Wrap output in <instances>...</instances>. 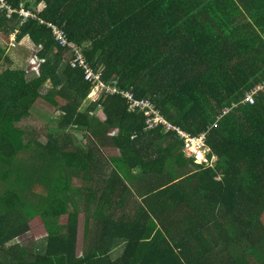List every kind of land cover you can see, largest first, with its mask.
Returning <instances> with one entry per match:
<instances>
[{"label":"trees","instance_id":"1","mask_svg":"<svg viewBox=\"0 0 264 264\" xmlns=\"http://www.w3.org/2000/svg\"><path fill=\"white\" fill-rule=\"evenodd\" d=\"M7 1L37 19L0 12V264H264V90L245 102L264 82V0ZM50 24L103 80L207 132L210 164L175 130H145L120 93L85 105L92 84ZM27 38L38 49L14 66L9 50ZM40 99L55 110L45 142L21 124ZM107 147L119 154L103 161ZM37 218L45 248L31 252L15 239Z\"/></svg>","mask_w":264,"mask_h":264},{"label":"built area","instance_id":"2","mask_svg":"<svg viewBox=\"0 0 264 264\" xmlns=\"http://www.w3.org/2000/svg\"><path fill=\"white\" fill-rule=\"evenodd\" d=\"M0 12H6L9 18H12L15 14L19 15L22 23L37 19V16L32 11L26 10L23 5H21V7L16 10L11 5H9L7 0H0ZM49 27L52 29L53 35L60 45L75 48V55L71 61V65L74 68L83 69L85 73V79L92 84L90 93L94 91V88H99L100 91H105L111 94L120 93L122 97L126 99L129 111H139L143 114L145 130L153 129L159 125L164 126L167 129L175 130L181 138L185 139L188 156L194 157L197 163L210 164L206 157V153L210 151V148L206 144L207 132H203L197 136H192L190 133L181 130L179 127L173 126L163 115L160 114L159 110L149 99H138L135 97L132 90L120 88L113 82L109 83L103 80L101 77V71L95 72L92 69V66L86 60L84 54L75 47V44L72 41L68 40L66 33L59 26L50 24ZM15 40V35L13 34V43ZM261 90H264V82L257 85L246 94L245 102L255 103V97Z\"/></svg>","mask_w":264,"mask_h":264},{"label":"rangeland","instance_id":"3","mask_svg":"<svg viewBox=\"0 0 264 264\" xmlns=\"http://www.w3.org/2000/svg\"><path fill=\"white\" fill-rule=\"evenodd\" d=\"M2 43H3V45L6 46V44L4 42H2ZM37 49L38 48H36L33 45L32 42H28L27 44L25 43V45H21V46H19V45L11 46V50H9V52H10V54L12 56V59L14 60V66L28 67L29 64H30L31 56H32L33 53H35V51H37ZM27 51H28V55L23 54L24 52H27ZM30 51H31V53H30ZM21 52H23V53H21ZM29 54H31V55H29ZM99 91H100L99 88H94V91L92 93H90V97L88 95L89 101H87L85 105H87L89 102H91L92 100H94L95 97H96V95L99 93ZM39 104H44V107H47V109H49L48 110L49 113L50 112L51 113H54L55 112V110H53L52 108H50L44 100H42V103L41 102H38V105ZM37 108L38 107H36L34 109L32 108V110H31V112H32V114H33V116L35 118L33 119V118L26 117L22 121L21 124L23 126H27V127L33 128L35 130V132L38 133V136H39L40 140L42 142H45L46 141V132H47V129L44 128L45 124H48L50 122L49 123L50 126H54V125H53V122L51 121V117L49 116V114H47L45 112V114L41 116L40 115V112H37ZM99 116H100V118L102 120L105 119L104 118L105 117L104 115L100 114ZM41 117H43V118H41ZM42 129H44V131ZM85 136L86 135L82 134L81 132L75 134L76 140L78 141V143L81 142V144H83V146H87L88 143H89L88 138L85 137ZM116 153L117 154L119 153V150L118 149H114V148L107 147V148H104L102 150V154H101L102 156L100 158H103V161H107V158L108 157H112ZM104 164H105L104 165V168L101 171H99L100 173H102V172H108V171H111L112 170V166L111 165H108L107 163H104ZM79 206L83 207V209H84V206H83V203L82 202H79ZM84 216L85 215L83 213H81V217L79 219V225H80V227H82L83 224H84ZM30 226H31L30 227V231L28 233L22 235L21 237L15 239V240L21 242L31 252H33L34 250L35 251H38V252L44 251L45 242H46L45 241L46 231H45L44 226L42 225L41 220L39 218L33 220L30 223ZM82 249H83V238H82V236H80L79 237V240H78L77 252L79 254H81Z\"/></svg>","mask_w":264,"mask_h":264},{"label":"crops","instance_id":"4","mask_svg":"<svg viewBox=\"0 0 264 264\" xmlns=\"http://www.w3.org/2000/svg\"><path fill=\"white\" fill-rule=\"evenodd\" d=\"M28 42H31V40L30 39H26L23 43H22V45H25V43L27 44ZM38 102H41L42 103V99H40ZM37 102V103H38ZM38 108H37V112H40V115L42 116V115H44L45 114V112L47 113V110H49V109H47V107H44V104H39L38 106H37ZM36 108V107H35ZM100 112V113H99ZM97 114L98 115H100V114H102V115H104L103 113H102V111H98L97 112ZM100 117V116H99ZM41 118H43V117H41ZM105 118V117H104ZM79 132H81L82 134H83V132L82 131H79V130H73V135H74V138H75V134H77V133H79ZM75 140H76V138H75ZM79 145H81V142L80 143H78ZM116 149V148H115ZM119 154V153H118ZM118 154L116 153L114 156H118ZM107 167V166H106ZM100 176L102 177V173H100ZM75 186H77V188H78V186H79V183H77L76 182V184H75ZM132 198H130V200L132 201H134V180H133V182H132ZM84 206V205H83ZM91 209H93L94 210V207L93 208H91ZM80 211H81V213H83L85 216H84V223H85V218L87 217V215L85 214V210L83 209V207H81L80 206ZM91 211V210H90ZM90 211L88 212V214L90 213ZM116 212H118V214L120 215H124V211H120V210H117V211H115V213ZM134 212V211H133ZM80 217H81V215H80ZM79 230H80V233H79V237L80 236H82V238H83V241H84V224H83V226L82 227H80V225H79ZM90 240L91 239H89V242H90ZM121 251H122V246H117L116 247V249L114 250V255L115 256H117V255H119L120 253H121Z\"/></svg>","mask_w":264,"mask_h":264},{"label":"clouds","instance_id":"5","mask_svg":"<svg viewBox=\"0 0 264 264\" xmlns=\"http://www.w3.org/2000/svg\"><path fill=\"white\" fill-rule=\"evenodd\" d=\"M91 91V90H90ZM90 91H89V93H90ZM89 93H88V95H89ZM89 99V98H88ZM194 158V157H193ZM195 159V158H194ZM195 161H196V159H195ZM198 164H200V163H198ZM201 164H204V163H201Z\"/></svg>","mask_w":264,"mask_h":264}]
</instances>
